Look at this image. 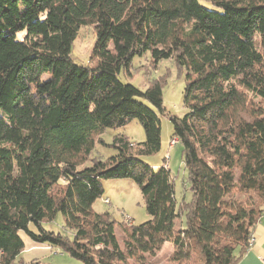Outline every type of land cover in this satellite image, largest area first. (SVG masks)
<instances>
[{
    "label": "trees",
    "instance_id": "16d2710c",
    "mask_svg": "<svg viewBox=\"0 0 264 264\" xmlns=\"http://www.w3.org/2000/svg\"><path fill=\"white\" fill-rule=\"evenodd\" d=\"M207 1L0 0V264L24 252L20 232L83 264H150L168 243L173 264L248 251L264 217V0ZM87 26L85 66L73 48ZM146 53L185 74L188 113L169 119L190 200L178 202L170 169L142 161L161 149L163 88L121 76ZM134 120L144 143L117 135V156L92 158L106 130ZM110 179L136 183L150 217L126 229L124 250L117 222L94 210ZM60 215L69 235L44 227Z\"/></svg>",
    "mask_w": 264,
    "mask_h": 264
},
{
    "label": "rangeland",
    "instance_id": "374dc122",
    "mask_svg": "<svg viewBox=\"0 0 264 264\" xmlns=\"http://www.w3.org/2000/svg\"><path fill=\"white\" fill-rule=\"evenodd\" d=\"M202 5L212 9L207 0H200ZM96 42V31L94 26L83 27L74 43L73 57L79 65H87ZM173 63V61H161L154 63L150 53L137 56L133 60L130 75L121 76L126 83L134 84L143 91L159 84L163 88V102L165 107L164 116L161 120V149L152 156H143L142 161L156 169L165 167L170 169L175 182V191L178 202H181L183 194L187 200L191 199L187 191V171L183 164L182 147L173 139V125L169 117L183 118L188 109L185 107V74ZM182 75V76H181ZM149 108L155 110L149 103L143 101ZM157 112V111H156ZM158 113V112H157ZM125 135L135 145L145 142V133L137 120L132 121L121 129H108L101 135L104 144L98 143L93 151L92 158L108 160L117 156L118 152L111 147L114 137ZM134 146V145H133ZM89 165V164H88ZM104 195L94 204V210L98 213H110L117 222L115 235L122 250H124L125 231L131 225H140L147 222L150 217L146 212V204L140 187L131 180L110 179L103 181ZM185 226V221L179 222L178 227ZM44 227L56 233L62 232L69 235L63 227V218L58 216L53 223H44ZM35 232V227L30 225ZM26 248L17 258L16 264L30 263L38 260L41 264H83L73 259L60 249H52L47 246H37L23 232H20ZM173 245L168 243L156 256H147L150 264H173L170 256L173 253ZM132 264V261L130 262Z\"/></svg>",
    "mask_w": 264,
    "mask_h": 264
},
{
    "label": "crops",
    "instance_id": "0c3cea01",
    "mask_svg": "<svg viewBox=\"0 0 264 264\" xmlns=\"http://www.w3.org/2000/svg\"><path fill=\"white\" fill-rule=\"evenodd\" d=\"M254 242L237 264H264V217L253 231Z\"/></svg>",
    "mask_w": 264,
    "mask_h": 264
},
{
    "label": "bare ground",
    "instance_id": "6f19581e",
    "mask_svg": "<svg viewBox=\"0 0 264 264\" xmlns=\"http://www.w3.org/2000/svg\"><path fill=\"white\" fill-rule=\"evenodd\" d=\"M253 242H254V237H253L252 240H251V245L253 244Z\"/></svg>",
    "mask_w": 264,
    "mask_h": 264
},
{
    "label": "built area",
    "instance_id": "2783aa9c",
    "mask_svg": "<svg viewBox=\"0 0 264 264\" xmlns=\"http://www.w3.org/2000/svg\"><path fill=\"white\" fill-rule=\"evenodd\" d=\"M176 142V141H175Z\"/></svg>",
    "mask_w": 264,
    "mask_h": 264
}]
</instances>
